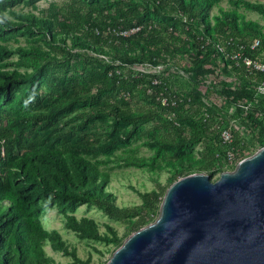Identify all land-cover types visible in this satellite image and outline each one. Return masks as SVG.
I'll use <instances>...</instances> for the list:
<instances>
[{
	"label": "rangeland",
	"instance_id": "obj_1",
	"mask_svg": "<svg viewBox=\"0 0 264 264\" xmlns=\"http://www.w3.org/2000/svg\"><path fill=\"white\" fill-rule=\"evenodd\" d=\"M196 1L205 5L209 31L196 22L190 23L192 31L186 30L183 24L188 19L175 5L163 6L161 0H31L12 8L50 20L57 34L55 40L47 43L41 39L39 27H33L32 32L19 27L3 35L6 40L0 37V44L13 50L6 59L11 65L5 70L42 74L38 89L41 109L31 104L19 109L20 114H26L25 134L36 147L46 142L59 146L68 140L77 144L83 137L78 144L81 154L93 161L102 160L101 167L110 178L102 201L73 203L51 195L38 199L42 225L48 231H56L64 243L58 249L48 240L44 242V250L52 260L48 264H106L115 250L140 229L135 222L149 210L162 188L190 174H210L215 181L224 171L233 170L215 155L222 150L221 128L232 126L235 148H243L244 158L263 147L264 78L233 71L231 64L226 65L214 51L211 35L215 33L217 18L224 13L235 14L240 23L250 24L261 35L260 58L264 60V14L247 5L264 6V0ZM119 7L136 10L161 28L164 49L160 57L153 59L156 49L152 46L148 48L147 60L129 63L105 43L111 36L110 16L117 14ZM77 12L85 16L82 23L75 18ZM6 16L15 20L8 12ZM68 26L80 40L96 42V49L83 48L67 37ZM196 37L208 46L207 51L201 50L197 55L191 54ZM31 46L50 55L40 57L22 51ZM20 60L30 61L35 67L12 64ZM222 68L229 70H225L228 76ZM134 79L142 81L135 83ZM151 79L163 80L169 92L184 102L179 113L184 130L173 129L167 114L151 97ZM24 90L25 87H18L16 92ZM116 112L123 113L127 120L117 121ZM1 114L0 128L16 116L6 104ZM129 160L145 161L135 165ZM105 200L127 213L121 218L111 216L104 206H99ZM158 206L155 203V213L149 211L150 223L158 217ZM67 216L77 221L86 219L98 237L91 238L71 228Z\"/></svg>",
	"mask_w": 264,
	"mask_h": 264
},
{
	"label": "trees",
	"instance_id": "obj_2",
	"mask_svg": "<svg viewBox=\"0 0 264 264\" xmlns=\"http://www.w3.org/2000/svg\"><path fill=\"white\" fill-rule=\"evenodd\" d=\"M31 0H0V37L6 40L3 35L17 31L19 27L32 32L33 27H39L41 39L49 43L56 39L57 34L51 27V21L37 17L34 14H23L12 10L16 5ZM172 3L177 7L178 12L188 19L183 24L188 31L193 28L190 25L196 22L202 28L210 30L209 22H206L205 5L196 0H161V4L168 5ZM253 10L264 14V6L261 4H247ZM6 12L13 16L15 20H9ZM77 21L82 23L85 16L77 12L75 14ZM91 19V15L88 17ZM112 20L109 26L110 35L105 43L116 51L121 59L132 63L136 61H145L148 59V48L155 47V55L160 57L163 51L162 44L164 38L161 36V28L156 25L148 16L140 15L138 11L123 9L119 7L117 14L111 15ZM70 25V24H68ZM98 29L103 30L99 24H94ZM250 24L239 22L235 14L224 13L222 17L217 18L214 26L216 36L211 35V44L214 51L225 64H231L235 72H243L246 76L264 78V72H251L245 65L243 58H257L262 49V38L256 34ZM108 27L105 25V28ZM249 35V36H248ZM67 37L86 49L95 50L96 42L90 43L80 40L75 36V31L71 26L67 28ZM65 41L66 38H61ZM260 43L252 47L254 40ZM100 40V37L98 38ZM161 45V46H160ZM208 46L196 37L193 40L191 54L197 55L201 50L207 51ZM136 50L138 54L133 55ZM24 53L34 52L40 57L50 55V52H44L40 47L31 46L28 49H22ZM122 53L123 56H120ZM154 53V52H153ZM240 53V56L235 57ZM13 50L0 44V122L2 118L1 109L6 104L16 116L10 120L4 128H0V264H48L52 260L47 256L44 250V242L48 240L55 248H63L64 243L56 231H48L40 221L42 208L38 204V199L42 196L51 195L54 199L65 202H90L91 200L102 201L105 195V188L108 186L110 178L109 173L101 165L102 160H91L81 154L78 147L80 141L70 144V140L57 144L46 142L40 147L34 145V140L30 139L25 132L27 131L24 117L26 114H20L19 109L24 104H31L41 109L42 101L38 94V89L42 81L40 72L20 73L18 71L5 70L11 63L6 62L10 58ZM123 57V58H122ZM264 61V60H262ZM16 66L35 67V64L20 60L12 63ZM230 69V70H231ZM227 68L221 71L228 76ZM154 79V78H152ZM150 80L151 97L155 99L162 107L169 124L175 130H184V126L179 122L180 110L183 101L177 95L169 92L163 80ZM142 80L134 79L135 83ZM18 87H25L21 93H17ZM58 89V88H56ZM163 99L167 104H163ZM178 99L177 103L174 101ZM183 102V103H182ZM235 107L233 114L235 115ZM116 120L121 122L127 120L123 113L116 112ZM228 129L232 135V142L229 145L223 143L221 132ZM222 145L221 152L215 155L222 158L230 168L227 159L228 150L236 156V162L244 157L243 148H235L232 126H226L219 130ZM264 146V145H263ZM141 162L129 160V164L140 165ZM226 170V169H225ZM176 181V180H175ZM172 184V183H171ZM170 184V185H171ZM169 185V186H170ZM162 188L160 194L151 201L149 210L142 212L135 225L139 228L146 226L152 219V212L155 203H158V216L160 205L166 190ZM148 199V198H147ZM106 211L117 218H121L127 213L115 208L106 200L104 204ZM68 225L75 229L85 232V235L91 238H97L93 228L86 219L77 221L73 216H67Z\"/></svg>",
	"mask_w": 264,
	"mask_h": 264
},
{
	"label": "water",
	"instance_id": "obj_3",
	"mask_svg": "<svg viewBox=\"0 0 264 264\" xmlns=\"http://www.w3.org/2000/svg\"><path fill=\"white\" fill-rule=\"evenodd\" d=\"M106 264H264V146L215 181L206 173L177 179L156 220Z\"/></svg>",
	"mask_w": 264,
	"mask_h": 264
},
{
	"label": "built area",
	"instance_id": "obj_4",
	"mask_svg": "<svg viewBox=\"0 0 264 264\" xmlns=\"http://www.w3.org/2000/svg\"><path fill=\"white\" fill-rule=\"evenodd\" d=\"M260 43L259 40H254L252 47H256L258 46ZM240 56V53L236 54L235 57ZM243 61L245 63V65L247 66V68L253 72V71H259V72H264V61L262 60H257V59H253L250 57H244ZM180 101H182L181 99H179ZM178 99H176L174 101V104L177 103ZM163 104H167V100L163 99ZM221 138L224 144L229 145L232 142V135L231 132L228 129H224L221 132ZM227 159L228 162L230 164L231 167L235 168L236 165L240 162H236V156L235 154L232 152V150H228L227 152Z\"/></svg>",
	"mask_w": 264,
	"mask_h": 264
}]
</instances>
